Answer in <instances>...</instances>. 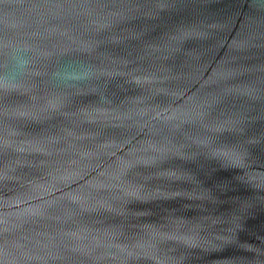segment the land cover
Returning <instances> with one entry per match:
<instances>
[{"label":"water","instance_id":"obj_1","mask_svg":"<svg viewBox=\"0 0 264 264\" xmlns=\"http://www.w3.org/2000/svg\"><path fill=\"white\" fill-rule=\"evenodd\" d=\"M0 264H264V0H0Z\"/></svg>","mask_w":264,"mask_h":264}]
</instances>
